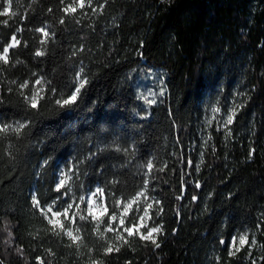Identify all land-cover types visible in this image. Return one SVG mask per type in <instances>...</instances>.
<instances>
[{"label":"trees","instance_id":"obj_1","mask_svg":"<svg viewBox=\"0 0 264 264\" xmlns=\"http://www.w3.org/2000/svg\"><path fill=\"white\" fill-rule=\"evenodd\" d=\"M12 36L20 43L0 62V124L28 126L0 133L3 264H264V0H11L0 52ZM81 69L88 83L61 108ZM25 81L24 95L42 89L38 109L20 94ZM60 167L71 173L63 194ZM95 187L108 209L99 222L78 205ZM32 190L45 207L71 193L81 241L53 234ZM140 192L159 248L105 231L138 223L144 207L126 205ZM244 233L257 243L230 256ZM109 244L119 251L105 254Z\"/></svg>","mask_w":264,"mask_h":264},{"label":"snow or ice","instance_id":"obj_2","mask_svg":"<svg viewBox=\"0 0 264 264\" xmlns=\"http://www.w3.org/2000/svg\"><path fill=\"white\" fill-rule=\"evenodd\" d=\"M88 2V6H91V0H87ZM8 3V7H5L3 9L2 12H0V16L3 15H7L9 13V9L11 8V0H7ZM77 3L79 5L80 8L85 7V0H77ZM75 7H72L71 5L66 8L64 11L67 13L69 11L71 12H75ZM95 11V9H94ZM12 16H15L16 13L12 12L11 13ZM63 19L61 20V23H63ZM5 23H7V21H5ZM37 31L43 33V35L45 37H47L49 34L43 29H37ZM11 43H9L7 46H5L3 48V51L0 52V62H3V64H8L9 63V49L10 48H15L19 45L20 41H18L16 39L15 36H12L11 38ZM45 41H41V43L43 44ZM44 53L42 51H37L35 53L36 56H42ZM16 63H21V61L17 60ZM83 73V69H81V73L77 75V82H78V86L74 89L73 92H71L69 95H67L66 97L63 96V94L61 95V97L59 99H57L55 101V103L60 106L61 108H64L66 106H71V105H75L78 102V98L79 95L81 93V89H83L85 87V85L88 83L87 79L84 78L82 76ZM15 83V82H13ZM36 84H41V80H37L35 81ZM21 89V95L24 96V100L25 102L28 104V106L32 109H38V104L39 101L41 99H43V96L39 95V92L42 91V89L40 90H36L33 89L31 92V95H24L23 93V89L28 87V82L25 81L24 83H22L20 86ZM53 94H55V90L52 89ZM163 94V93H161ZM147 103H152L154 101H147ZM235 115V111H233V113L231 115H229L227 117V121L226 124H230L233 121V117ZM28 125L27 123H23V122H16L15 127L13 125H9V124H0V133H7L10 129L14 132L17 133V135H19L21 133V131L26 128ZM153 167V165L151 164V162H149L148 164V168L151 169ZM71 179V177L69 176L68 172H64L62 173L61 177L59 178L58 183L55 186V191L58 194H63L64 190H66L68 188V181ZM103 189H97V192H102ZM95 195V193L93 194ZM144 193L140 192L137 194V196H143ZM61 196H58L56 198V200H54L51 204L47 205V207L42 206L40 201L37 199V197L34 195L32 197V202H33V207L37 208L40 212L41 215L44 216V218L48 221V224L50 226V230L53 232V234L55 235H60L61 233H63L64 235L68 236L69 239L72 241V243H77L79 241H81V237L78 235L73 234V232L71 230H65V226L62 220H60V217H64L65 219L68 218L69 212L70 210L73 208V203H65L64 205H62L61 208H56V204L57 202L60 200ZM81 200H83V197H81ZM136 198H133V200L126 205V209H130L132 203H135ZM152 205L148 204L147 208H151ZM88 215L92 216L93 220H98V217L94 214L93 212V208H92V203L89 202V207L87 209ZM108 209L104 208L103 209V213L107 214ZM49 213H51V216H49ZM145 214H147V209H145ZM81 220L86 219L85 216L81 215L80 217ZM110 219L112 221H115L117 219V216L114 214L110 217ZM141 220H143V217H140ZM120 225L123 227L124 225V220L121 219L120 220ZM99 228V223L97 224V229ZM134 229H135V233L139 234V227H137L135 224H133L131 227H125L124 231L127 232L128 237H132L134 235ZM77 232L80 231L79 228L76 229ZM105 231H113L112 226L106 225L105 227ZM161 229L159 227H152L148 230L147 234H139L140 239L143 241H150L156 248L160 247V244L157 242V240L154 238V234L156 233H160ZM8 236L9 238L12 237V233L11 231L8 232ZM117 239H124L122 234H119L117 236ZM9 241H5V243H8ZM125 242H127V240H125ZM221 244H224L225 242L223 240L220 241ZM257 243V241L255 239H252L249 242V237L247 233H244L242 235L239 236L238 238V244L239 246H237V237H232L231 240V247L229 250V255H235L237 252H239L241 250V248H243L245 245H249V247L254 246ZM71 246V245H69ZM264 247V246H262ZM234 249V250H233ZM113 250L115 251H119V247H115L111 244H109V246L107 248H105V254L111 253ZM18 252H22V250L18 249ZM49 253L51 254L50 250ZM218 259V258H217ZM37 261L38 264H44L43 260H41L39 257H37ZM0 264H3L2 261H0Z\"/></svg>","mask_w":264,"mask_h":264},{"label":"rangeland","instance_id":"obj_3","mask_svg":"<svg viewBox=\"0 0 264 264\" xmlns=\"http://www.w3.org/2000/svg\"><path fill=\"white\" fill-rule=\"evenodd\" d=\"M6 7V2H2V0H0V12L3 11V9ZM146 88V87H144ZM147 90L150 92L152 91V93H154V89L151 87V86H148L147 87ZM144 93H147L146 90H143ZM163 93L164 94V90H161L160 91V94ZM152 96V94H151ZM234 111V107L233 106H229L228 107V111L226 112V114L224 113L222 116H221V119L219 121L221 127H225L226 125V121H227V117L229 115H231ZM220 116V111L218 109H213V113H212V117H214L216 120H218V117ZM64 172H68L69 173V176L71 177V173H70V169L68 168H64V167H60L57 169V172H56V184L58 183L59 181V178L61 177L62 173ZM70 181V180H69ZM69 181H68V184H69ZM97 189L98 187H95L92 191H90L87 195H85L83 197V200H81L80 198V202L78 203L79 204H85L86 206V213L88 215V212H87V209L89 207V202L92 203V208H93V212L94 214L98 217V220H95L97 222H99L101 220V218L103 217L104 213H103V209L105 208L104 207V202H103V196H102V193L101 192H97ZM95 193V195H93ZM35 195L34 191L32 190V197ZM66 195V194H65ZM136 201L135 203H132L131 207H139L140 205H142L144 207V210H143V213L140 217H143V220H141L140 218L138 219V223L136 224L137 227H139V234H147L148 230L150 228H152L151 224H150V217H149V208H147V205L149 204L147 202L146 199L143 198V196H136ZM133 200V199H132ZM131 200V201H132ZM130 201V202H131ZM128 202V204L130 203ZM65 203H73V208L70 210L69 212V215H68V218L65 219L63 216L60 217V220L63 221L64 223V226H65V230H71L73 232V234H75V229L73 227V212H75V209H74V205H75V200L73 199V197L71 196V193L70 192H67V195L65 196V198L59 202L58 204H56V208H61L62 205H64ZM145 209H147V214H145ZM127 210V209H126ZM126 212V211H125ZM49 216H51V213H49ZM92 218V216H90ZM93 219V218H92ZM113 222V221H111ZM113 228V231L117 234V236L119 234H122L123 230H121L122 226L120 225V222L116 225V227L112 226ZM127 233V232H126ZM134 234H137L135 233V229H134ZM139 234H137L139 236ZM76 235V234H75ZM157 235L158 233L154 234V238L157 239ZM242 235V234H241ZM66 236V235H65ZM240 236V235H239ZM239 236H236L237 237V246H239L238 244V238ZM68 237V236H66ZM69 238V237H68ZM232 240V239H231ZM231 240H230V243H229V250H230V247H231ZM251 240L249 239V242ZM247 246V245H245ZM244 246V247H245ZM242 249V248H241ZM249 249H253V246L249 247ZM234 250V249H233ZM251 253H248V255H250Z\"/></svg>","mask_w":264,"mask_h":264}]
</instances>
